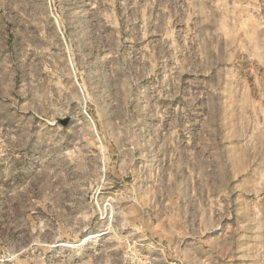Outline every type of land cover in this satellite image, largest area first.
<instances>
[{
    "label": "rangeland",
    "instance_id": "rangeland-1",
    "mask_svg": "<svg viewBox=\"0 0 264 264\" xmlns=\"http://www.w3.org/2000/svg\"><path fill=\"white\" fill-rule=\"evenodd\" d=\"M0 264H264V0H0Z\"/></svg>",
    "mask_w": 264,
    "mask_h": 264
}]
</instances>
